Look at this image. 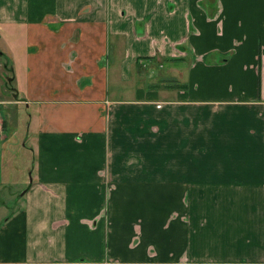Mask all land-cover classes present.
I'll return each instance as SVG.
<instances>
[{
  "label": "crops",
  "instance_id": "obj_1",
  "mask_svg": "<svg viewBox=\"0 0 264 264\" xmlns=\"http://www.w3.org/2000/svg\"><path fill=\"white\" fill-rule=\"evenodd\" d=\"M4 27L33 161L0 264H264V0H0Z\"/></svg>",
  "mask_w": 264,
  "mask_h": 264
},
{
  "label": "rangeland",
  "instance_id": "obj_2",
  "mask_svg": "<svg viewBox=\"0 0 264 264\" xmlns=\"http://www.w3.org/2000/svg\"><path fill=\"white\" fill-rule=\"evenodd\" d=\"M5 28L7 27L0 29L1 33L5 32V34H7V30H5ZM20 35H22V33L18 31L16 35L4 36V41L0 40L1 48H4L5 45L14 51H17L16 58L19 63L20 55L23 51V38ZM13 36L16 37L13 38ZM18 47L19 49L17 50ZM3 59L4 62L7 61L6 57H3ZM157 65H160V63ZM15 68V72L17 74L19 69L22 68V64L18 66L16 63ZM137 69H139V66ZM151 69L152 68L150 66L146 67V71L148 72L151 71ZM161 70L163 69L161 68ZM5 72L7 73L4 65L1 64L0 77L4 75ZM160 74L162 73L160 72ZM166 74L169 73L166 72ZM1 78L5 77L2 76ZM12 86H14L13 83ZM17 97L22 99L20 96H16V98ZM6 98L7 100L15 101L12 94L6 96ZM4 105L5 104L0 105L2 111L4 109ZM8 110L6 112L3 111V113H5L3 117H6L8 121L7 131L9 133V138L6 142V150L4 153V181L0 184V225L12 211L21 207L23 191L32 180L31 165L33 155L30 149L27 148L28 142L24 138V134L26 133L28 127V111L25 109L24 103L18 104V110L15 117H13V114L16 113V110L12 108V105L9 106ZM13 118L15 119L13 120ZM7 143L10 144L11 150H7Z\"/></svg>",
  "mask_w": 264,
  "mask_h": 264
},
{
  "label": "built area",
  "instance_id": "obj_3",
  "mask_svg": "<svg viewBox=\"0 0 264 264\" xmlns=\"http://www.w3.org/2000/svg\"><path fill=\"white\" fill-rule=\"evenodd\" d=\"M3 117H2V114H1V111H0V132H2V129H3Z\"/></svg>",
  "mask_w": 264,
  "mask_h": 264
}]
</instances>
